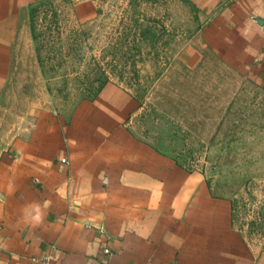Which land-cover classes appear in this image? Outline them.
Returning a JSON list of instances; mask_svg holds the SVG:
<instances>
[{"label": "crops", "instance_id": "obj_1", "mask_svg": "<svg viewBox=\"0 0 264 264\" xmlns=\"http://www.w3.org/2000/svg\"><path fill=\"white\" fill-rule=\"evenodd\" d=\"M36 1L0 0V264H264L228 199L130 132L121 86L68 112L12 96L21 11ZM69 1L74 24L95 18L94 1ZM188 1L211 19L209 42H233L264 79V0Z\"/></svg>", "mask_w": 264, "mask_h": 264}, {"label": "rangeland", "instance_id": "obj_2", "mask_svg": "<svg viewBox=\"0 0 264 264\" xmlns=\"http://www.w3.org/2000/svg\"><path fill=\"white\" fill-rule=\"evenodd\" d=\"M96 16L72 21L69 0H37L12 96L68 112L105 83L135 101L128 124L143 143L201 174L231 203L232 226L264 250V79L188 0H92ZM221 36V35H219ZM235 46V45H234Z\"/></svg>", "mask_w": 264, "mask_h": 264}, {"label": "built area", "instance_id": "obj_3", "mask_svg": "<svg viewBox=\"0 0 264 264\" xmlns=\"http://www.w3.org/2000/svg\"><path fill=\"white\" fill-rule=\"evenodd\" d=\"M61 162L64 163L65 160L62 159ZM40 264H49V257H48V256L43 257V258L41 259V261H40Z\"/></svg>", "mask_w": 264, "mask_h": 264}]
</instances>
